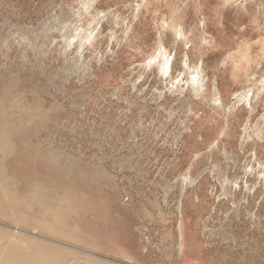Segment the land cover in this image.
Here are the masks:
<instances>
[{
	"label": "rangeland",
	"instance_id": "374dc122",
	"mask_svg": "<svg viewBox=\"0 0 264 264\" xmlns=\"http://www.w3.org/2000/svg\"><path fill=\"white\" fill-rule=\"evenodd\" d=\"M64 4L79 7L0 0V248L22 264H264V0H97L81 54ZM160 44L165 87L144 66Z\"/></svg>",
	"mask_w": 264,
	"mask_h": 264
},
{
	"label": "bare ground",
	"instance_id": "6f19581e",
	"mask_svg": "<svg viewBox=\"0 0 264 264\" xmlns=\"http://www.w3.org/2000/svg\"><path fill=\"white\" fill-rule=\"evenodd\" d=\"M96 2H97V0H77V4H79V7L77 9H75L74 7H71V6H67L66 7L65 4H64L63 8H59L61 12L62 11H66L68 13L67 17L66 16L64 17V15L62 14L61 16H58V18H57V20H59V21L62 20V23H64V24L66 23V25H64V26L61 25L59 27V29L60 28L61 29H66V32L64 34H62V36H64V38H65V43H64V47L65 48L69 49L75 43L76 47H77V52L79 54H81V52H83V49L86 46V44L88 43L87 44V46H88L89 43L92 42L91 40L94 39L93 38V31L95 29L93 27H90V26L86 27L85 29H81L82 25H80V24L82 22V19H80V18L83 16L84 12L85 13H89V11L94 8V5L96 4ZM62 18L63 19L71 18L72 24H71V22L67 23L68 21L66 22ZM55 19H56V17L52 16L51 20H55ZM94 20L95 21H99L100 19L97 18V15H96ZM73 23H75V24H73ZM181 29L182 28H180V27H173L172 30L174 31L175 36H178V37L179 36H184V32ZM47 31H48V29H43L42 30L43 33H46ZM173 31H172V34H173ZM184 40L187 41L186 38ZM63 51H64V49H63ZM80 56H82V55H80ZM170 56H171V54L169 53V51H167L165 49L163 44L162 45L160 44L158 49H157V53L155 55H152L151 57H149L146 60L145 65H144L146 69H150L151 67H153L155 69L156 74L159 77L158 81H159L160 85H162L164 87H165V85L167 83V80L170 79L169 75L172 72L171 70L173 69V64H174L173 60L169 59ZM201 66H203V65L201 64ZM201 66L198 67V65H197L198 68H196V69L195 68H191V66H189L188 60L184 61V64H183L184 71L186 69L187 71L190 72L189 79L187 78L188 79L187 82H188V85H189V88H190V92L194 93L196 95H198L199 93L202 94L205 91V88H207L206 84L204 83V79H203L204 75H203V70H202ZM178 84H179L178 82L174 83V85L171 84V86H170L171 91H173L174 93L178 92L180 90V87L178 86ZM205 93H206V91H205ZM213 96H214L215 104H217L218 106H223V99H222L221 93L219 91V88L216 87V86H215V91H214V95ZM29 145L32 146L31 143H29ZM58 156L60 157V155H58ZM189 179H190L189 176H186V177L182 178L184 185H186L185 180L191 181ZM179 233H180V235H179V246H178V249L180 250L182 248V235H181V231L180 230H179ZM11 251L12 252H23V250H21V249L18 250V248L15 247L14 245L6 244L2 248H0V253L1 252H5L6 253L5 256L1 255L0 261H5L6 264H22L17 259L12 257ZM43 263H46L45 258H44V260H40V261H29L28 264H43Z\"/></svg>",
	"mask_w": 264,
	"mask_h": 264
}]
</instances>
